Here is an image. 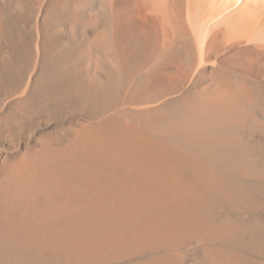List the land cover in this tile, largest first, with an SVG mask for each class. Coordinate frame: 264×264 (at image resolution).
<instances>
[{"label": "bare ground", "instance_id": "6f19581e", "mask_svg": "<svg viewBox=\"0 0 264 264\" xmlns=\"http://www.w3.org/2000/svg\"><path fill=\"white\" fill-rule=\"evenodd\" d=\"M0 264H264V0H0Z\"/></svg>", "mask_w": 264, "mask_h": 264}]
</instances>
